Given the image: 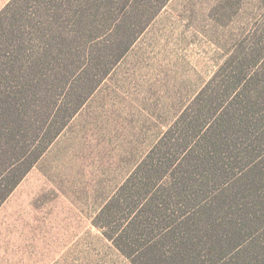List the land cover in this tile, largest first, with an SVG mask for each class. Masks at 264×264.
Wrapping results in <instances>:
<instances>
[{
	"label": "trees",
	"instance_id": "trees-1",
	"mask_svg": "<svg viewBox=\"0 0 264 264\" xmlns=\"http://www.w3.org/2000/svg\"><path fill=\"white\" fill-rule=\"evenodd\" d=\"M167 1L11 0L0 12V207ZM244 57L98 213L132 264H264V73L246 74L259 56Z\"/></svg>",
	"mask_w": 264,
	"mask_h": 264
},
{
	"label": "rangeland",
	"instance_id": "rangeland-1",
	"mask_svg": "<svg viewBox=\"0 0 264 264\" xmlns=\"http://www.w3.org/2000/svg\"><path fill=\"white\" fill-rule=\"evenodd\" d=\"M247 53L259 63L245 73H264V0H168L0 207V264H132L96 227L98 213Z\"/></svg>",
	"mask_w": 264,
	"mask_h": 264
}]
</instances>
